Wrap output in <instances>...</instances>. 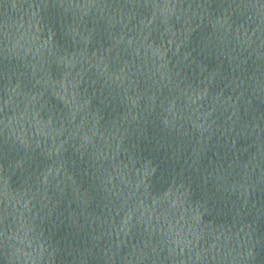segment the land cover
Masks as SVG:
<instances>
[{"label":"water","instance_id":"obj_1","mask_svg":"<svg viewBox=\"0 0 264 264\" xmlns=\"http://www.w3.org/2000/svg\"><path fill=\"white\" fill-rule=\"evenodd\" d=\"M264 70V0H0V176L119 140Z\"/></svg>","mask_w":264,"mask_h":264}]
</instances>
